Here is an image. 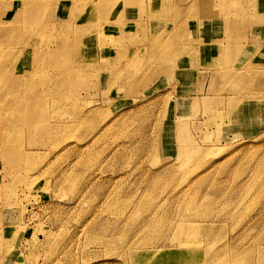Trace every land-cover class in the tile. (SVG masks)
Here are the masks:
<instances>
[{"label": "rangeland", "instance_id": "obj_1", "mask_svg": "<svg viewBox=\"0 0 264 264\" xmlns=\"http://www.w3.org/2000/svg\"><path fill=\"white\" fill-rule=\"evenodd\" d=\"M44 1L1 58L22 86L40 42L24 85L51 95L41 134L0 118V264H264V65L233 61L242 0H85L58 30L64 2Z\"/></svg>", "mask_w": 264, "mask_h": 264}, {"label": "bare ground", "instance_id": "obj_2", "mask_svg": "<svg viewBox=\"0 0 264 264\" xmlns=\"http://www.w3.org/2000/svg\"><path fill=\"white\" fill-rule=\"evenodd\" d=\"M13 1V0H12ZM48 0L44 1V4L47 2ZM53 1V0H52ZM58 1V0H55ZM61 1V0H59ZM71 1V2H68ZM85 0H62L61 2H64V5L62 6V11L59 12V21L57 20H53V23L48 22L47 27L51 28V27H55L56 30L59 29L60 25L66 20L65 19V12L67 10V6H69L70 4H73V6H77V9L79 11H81L79 8L80 7H89L88 3L84 2ZM92 2H95V5H99L102 1L104 0H91ZM109 1V0H107ZM122 1V0H121ZM132 2H134V0H131ZM54 2V1H53ZM43 3V0H18V5L20 4V6L18 7L19 9L16 8V12L14 14V17L11 19L10 17H3L2 22L0 21L1 25L5 24V27L7 29V31H5L4 33L1 32V34H3L2 37H0V78L2 77V75L5 73V69L9 66L10 64V60L9 58L6 59V56L4 57V62L2 61V55L4 54V48L8 46V42L9 40H15V42H19L22 44L25 41L32 39L30 37L34 36V29L32 26H27V25H22L23 27L21 28L19 25L22 23L23 21V16L24 14L30 10L31 8H36L37 6L41 5ZM106 3V2H105ZM104 3V4H105ZM112 2H110L111 4ZM116 3V2H115ZM123 3V2H122ZM50 7V3H47ZM110 4L109 8L107 9L108 12L110 11ZM17 5V6H18ZM7 5L4 4V0H0V8H3ZM106 6V5H104ZM108 7V6H107ZM8 9V8H7ZM15 9V8H14ZM5 10V9H4ZM13 11V10H12ZM11 11V13H12ZM2 12V11H1ZM107 12V11H106ZM3 15V14H2ZM90 21V20H89ZM52 22V21H51ZM3 23V24H2ZM61 23V24H59ZM96 23H93L90 21L89 25L87 27L82 28L81 30H79L78 32H76L74 34V38L76 39L75 41L77 42V40L79 41L80 37L85 34L86 32H88L87 30L91 27H95ZM12 27V28H11ZM179 27V26H178ZM14 28V29H13ZM45 29V28H42ZM174 29V28H173ZM86 32H85V31ZM91 30V29H90ZM81 31V32H80ZM58 32V31H57ZM175 34H177V31H173ZM25 34H28V37H25ZM57 34V33H56ZM27 36V35H26ZM57 36V35H56ZM26 39H24V38ZM58 37V36H57ZM174 37L176 38L173 33H171L170 38ZM23 38V39H22ZM56 38V37H55ZM73 38V39H74ZM59 39V38H58ZM123 41V40H122ZM102 42V41H101ZM40 42H38L36 45L35 49L31 50V53L34 54L31 58V65H32V70H25L23 72L26 73H22L23 74V78L25 79V82L21 85H17L15 87H11V83L12 81L8 80L10 74L7 75L8 79L3 80V78L0 79V118H5V121L8 123V121L10 120V122H12L13 124L10 126L11 129L9 131L15 132L16 135H23L27 129L28 132L30 131L31 134H41V128H40V121L41 117L39 116V112L41 111V107L44 105V103L47 100V97L50 96L51 94L49 93V91L46 90H41L38 93H33L32 91L28 90V88L26 87V85H24L26 83V79L27 81L31 78L33 79L35 77L36 74V67L38 60H40L39 58L46 55L45 51H47V49H41V46L43 45H38ZM104 43V42H103ZM20 44V45H21ZM35 44V43H34ZM103 45V44H102ZM101 46V45H100ZM106 46V45H105ZM28 47V46H27ZM20 47L17 48V55H15L13 57V59H16L15 62L17 61V59H20L21 55H22V51L20 53L19 50ZM33 48V47H32ZM45 48V47H44ZM21 49V48H20ZM50 49V48H49ZM57 49V48H56ZM60 49V48H59ZM70 49V47H69ZM23 50V49H22ZM10 52V51H9ZM8 52V53H9ZM52 54V52H51ZM49 55V52H48ZM58 55V54H55ZM23 57V55H22ZM56 58V56L54 57ZM12 59V60H13ZM49 59V57H48ZM51 59V57H50ZM59 60V59H58ZM14 61V60H13ZM12 62V61H11ZM74 62V61H72ZM12 64V63H11ZM14 65H16L14 63ZM41 66V65H40ZM70 66V65H69ZM26 68V67H25ZM68 68V67H67ZM73 68V67H72ZM30 69V68H29ZM70 69V68H69ZM78 69V68H77ZM63 70V69H62ZM66 70V68L64 69ZM39 71V70H38ZM68 71V70H67ZM94 71V70H92ZM10 72V71H9ZM65 72V71H64ZM95 73V71H94ZM13 74V73H12ZM27 75V76H26ZM16 76V75H15ZM17 78L22 80L20 77V74L18 72L17 74ZM18 82H21V81ZM17 82V81H16ZM17 82V83H18ZM31 84V81H30ZM46 89V88H45ZM49 90V89H48ZM72 97V96H71ZM74 97V96H73ZM65 99V98H64ZM70 100V99H69ZM25 114H38L35 118L31 119L30 121H28L27 117ZM42 125V124H41ZM7 127V126H6ZM52 128V126H51ZM7 130V129H6ZM5 131V129H4ZM44 131V130H43ZM21 137V136H20ZM18 138V137H17ZM16 138V139H17ZM14 139V138H13ZM20 140V139H19ZM31 140V139H30ZM15 141V140H13ZM16 142V141H15ZM30 142V141H29ZM35 142V141H34ZM37 143V142H35ZM34 143V144H35ZM29 144V143H28ZM39 144V143H38ZM32 145V144H31ZM23 149V148H22ZM22 151V150H21ZM20 152V151H19ZM208 228V227H207ZM186 229V228H185ZM191 230H197L196 227H192ZM202 230V228H201ZM201 230L199 231L200 233ZM204 232V231H203ZM188 233V232H187ZM181 244H185V240H180ZM239 254V253H238Z\"/></svg>", "mask_w": 264, "mask_h": 264}, {"label": "crops", "instance_id": "obj_3", "mask_svg": "<svg viewBox=\"0 0 264 264\" xmlns=\"http://www.w3.org/2000/svg\"><path fill=\"white\" fill-rule=\"evenodd\" d=\"M243 5L249 7L246 12L243 9ZM236 7L239 11V15L243 16H241V19L244 22L241 20L242 32L234 37V39L239 38V41H235V44L233 42L232 49L234 52L233 54L235 55L233 61L236 62L237 65H241L244 62L247 63L248 61L251 64L264 65V0H242L239 6ZM246 24L249 25V30L244 28ZM238 29L240 31V27ZM246 36L250 39V41L243 43L242 38H246ZM201 48L203 49L204 47ZM208 50L210 49L205 50L204 48L205 52L201 53L200 60L202 61L201 64L203 70L207 67L209 68L208 65L210 64V60L208 57ZM186 68H188L187 65H184L181 70H188ZM234 68L236 69V67L233 66V69ZM196 69H198V67H195V70Z\"/></svg>", "mask_w": 264, "mask_h": 264}]
</instances>
